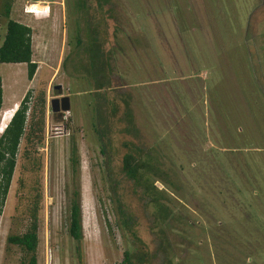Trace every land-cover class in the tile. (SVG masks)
Wrapping results in <instances>:
<instances>
[{"label":"rangeland","instance_id":"obj_1","mask_svg":"<svg viewBox=\"0 0 264 264\" xmlns=\"http://www.w3.org/2000/svg\"><path fill=\"white\" fill-rule=\"evenodd\" d=\"M30 4L49 6V14L26 15ZM87 4L109 64L110 89L102 91L82 72L86 22L75 0L14 1L11 18L32 28L38 69L31 84L25 64H0V137L29 90V113L41 93L46 113L42 142L22 139L19 147L0 216V264H27L7 237L26 232L37 196L38 264H79V244L67 233L76 185L83 264H121L137 249L118 201L149 264H264V0ZM67 96L70 112L54 114L52 99ZM129 152L166 172L145 175L149 192L122 172Z\"/></svg>","mask_w":264,"mask_h":264},{"label":"trees","instance_id":"obj_2","mask_svg":"<svg viewBox=\"0 0 264 264\" xmlns=\"http://www.w3.org/2000/svg\"><path fill=\"white\" fill-rule=\"evenodd\" d=\"M15 0H2L1 14L7 20L6 32L3 42L0 46V64H25L27 66V77L29 81L35 78L38 64L33 60V30L28 25L15 21L11 18L12 7ZM100 5V14L104 18L103 4ZM75 7L78 12L82 13L86 22L85 48L84 53L87 55L88 63L83 65L82 72H85L91 80V84L96 91L110 89L108 85L107 68L109 64L104 50V44L100 37L99 31L88 24L89 7L87 0H75ZM77 50L82 42L77 38ZM82 66V64H81ZM80 68V66H79ZM81 69H77L80 71ZM0 77V114L3 108V85ZM58 90V89H56ZM32 91L29 90L21 103L19 104L12 120L7 125L5 131L0 137V216L3 213V208L7 201L12 179L14 176L17 155L22 139H25L27 144L34 145L35 142H42L44 134V118L46 113V98L45 94L41 93L35 98V103L31 108L28 106V99ZM126 121L131 125V113L124 114ZM133 130V125L126 130L127 133ZM70 164L74 178L78 177L80 168V159L74 141L71 145ZM133 152H129L123 158L122 172L126 178L133 181L135 186L146 188L147 180L144 179L146 174H153L155 177L166 176V172L162 171L150 159L142 160ZM144 179V182H142ZM153 187V186H152ZM146 191V193H147ZM69 216L67 233L70 238L77 242L78 263L83 264L81 257V243L83 241V216H82V197L79 187L69 193ZM40 197L37 196L30 214V224L24 234L9 235L7 244L19 248L26 256H28L27 264H38L37 249L39 245L38 239V206ZM155 203H158L154 199ZM118 210L122 216L124 228L133 240V244L137 246L136 250H128L124 253V260L121 264H149L150 260L148 253L143 251L144 244L141 242L136 232L132 228L133 218L126 214L125 207L118 201ZM165 212V211H164ZM145 247V246H144Z\"/></svg>","mask_w":264,"mask_h":264},{"label":"water","instance_id":"obj_3","mask_svg":"<svg viewBox=\"0 0 264 264\" xmlns=\"http://www.w3.org/2000/svg\"><path fill=\"white\" fill-rule=\"evenodd\" d=\"M56 89L60 90L61 88L58 86ZM51 110L54 114L70 112L71 101L69 96L53 99L51 101Z\"/></svg>","mask_w":264,"mask_h":264},{"label":"built area","instance_id":"obj_4","mask_svg":"<svg viewBox=\"0 0 264 264\" xmlns=\"http://www.w3.org/2000/svg\"><path fill=\"white\" fill-rule=\"evenodd\" d=\"M35 5H27L24 9V12L25 14H32L33 12H36V9H34ZM46 8V7H44ZM49 8V7H48ZM32 100H33V97H32V94L31 96L29 97L28 99V106L30 107L31 104H32ZM27 115L29 116V112L27 113Z\"/></svg>","mask_w":264,"mask_h":264},{"label":"bare ground","instance_id":"obj_5","mask_svg":"<svg viewBox=\"0 0 264 264\" xmlns=\"http://www.w3.org/2000/svg\"><path fill=\"white\" fill-rule=\"evenodd\" d=\"M34 9H36V13H41L42 15H46L47 12L49 11V8H48V7L43 8L42 6H39V5H36V6L34 7ZM15 111H16V110H15ZM15 111H13V112L11 113V115L9 114L10 116L7 118L8 123L10 122V120H11L13 114L15 113Z\"/></svg>","mask_w":264,"mask_h":264},{"label":"clouds","instance_id":"obj_6","mask_svg":"<svg viewBox=\"0 0 264 264\" xmlns=\"http://www.w3.org/2000/svg\"><path fill=\"white\" fill-rule=\"evenodd\" d=\"M30 5H39V4H30ZM39 6H42L43 8L44 7H49V6H46V5H39ZM25 9V8H24ZM49 11H50V7H49ZM49 11L47 12V14L46 15H48L49 14ZM26 15H41V13H36V12H33L32 14H26ZM50 106H51V104H50ZM17 108H18V106H17ZM17 110V109H16ZM2 111H3V109H2ZM2 111H1V114H0V119H1V115H2ZM16 112V111H15ZM15 114V113H14ZM14 114H13V116H14ZM13 116H12V118H13ZM12 118H11V120H12ZM11 120H10V122H11ZM9 122V123H10ZM9 125V124H8ZM7 127V126H6ZM6 129V128H5ZM5 131V130H4ZM3 131V132H4Z\"/></svg>","mask_w":264,"mask_h":264},{"label":"crops","instance_id":"obj_7","mask_svg":"<svg viewBox=\"0 0 264 264\" xmlns=\"http://www.w3.org/2000/svg\"><path fill=\"white\" fill-rule=\"evenodd\" d=\"M30 16V15H29ZM35 16H37V15H35ZM33 83V81L31 82V84ZM19 104H15L13 107H15V109H17V106H18Z\"/></svg>","mask_w":264,"mask_h":264},{"label":"flooded vegetation","instance_id":"obj_8","mask_svg":"<svg viewBox=\"0 0 264 264\" xmlns=\"http://www.w3.org/2000/svg\"><path fill=\"white\" fill-rule=\"evenodd\" d=\"M53 100V99H52Z\"/></svg>","mask_w":264,"mask_h":264}]
</instances>
